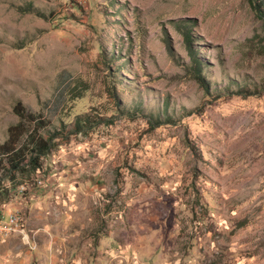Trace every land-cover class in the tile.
Returning a JSON list of instances; mask_svg holds the SVG:
<instances>
[{
	"label": "rangeland",
	"instance_id": "1",
	"mask_svg": "<svg viewBox=\"0 0 264 264\" xmlns=\"http://www.w3.org/2000/svg\"><path fill=\"white\" fill-rule=\"evenodd\" d=\"M17 101L109 118L11 189L0 264H264L261 0H0V143Z\"/></svg>",
	"mask_w": 264,
	"mask_h": 264
},
{
	"label": "trees",
	"instance_id": "2",
	"mask_svg": "<svg viewBox=\"0 0 264 264\" xmlns=\"http://www.w3.org/2000/svg\"><path fill=\"white\" fill-rule=\"evenodd\" d=\"M262 3L264 4V0H261V4ZM189 37L188 32H186L185 40L193 56L195 71L200 73V60L191 47L192 41ZM199 80L206 88L208 87V84H206L202 78H199ZM68 96L70 99L76 100V98L82 96L81 89L80 91H75L73 87H71ZM113 96L116 99L114 93ZM120 104V101L117 100V108L122 110ZM13 112L18 115L19 119L16 123L7 127V137L0 143V167L3 168L5 176L11 181V186H4L0 179V210L6 205L4 202L10 197L11 189L14 188L16 184L23 183V178L30 179L31 173L41 168V157L49 151L52 141L63 134L62 127L69 125V127H71L67 132L69 134L79 133L83 132L85 128L92 127L98 122H105L109 118L106 114L101 115V113H97L95 117H97L98 120L96 121L89 111L78 113L70 122L64 123L60 120L61 127L44 136L43 129L47 128L51 123L50 118L30 110L28 111L21 101H17L14 104ZM159 124L162 123L158 122L155 125Z\"/></svg>",
	"mask_w": 264,
	"mask_h": 264
},
{
	"label": "built area",
	"instance_id": "3",
	"mask_svg": "<svg viewBox=\"0 0 264 264\" xmlns=\"http://www.w3.org/2000/svg\"><path fill=\"white\" fill-rule=\"evenodd\" d=\"M23 230L22 218L17 212L0 210V233Z\"/></svg>",
	"mask_w": 264,
	"mask_h": 264
},
{
	"label": "crops",
	"instance_id": "4",
	"mask_svg": "<svg viewBox=\"0 0 264 264\" xmlns=\"http://www.w3.org/2000/svg\"><path fill=\"white\" fill-rule=\"evenodd\" d=\"M2 241H4V240H1L0 242H2Z\"/></svg>",
	"mask_w": 264,
	"mask_h": 264
},
{
	"label": "bare ground",
	"instance_id": "5",
	"mask_svg": "<svg viewBox=\"0 0 264 264\" xmlns=\"http://www.w3.org/2000/svg\"><path fill=\"white\" fill-rule=\"evenodd\" d=\"M6 211V210H5ZM10 232V231H9ZM12 232H14V231H12Z\"/></svg>",
	"mask_w": 264,
	"mask_h": 264
}]
</instances>
